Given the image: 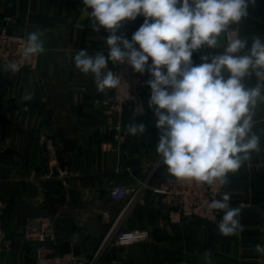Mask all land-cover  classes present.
Wrapping results in <instances>:
<instances>
[{"label":"crops","instance_id":"obj_1","mask_svg":"<svg viewBox=\"0 0 264 264\" xmlns=\"http://www.w3.org/2000/svg\"><path fill=\"white\" fill-rule=\"evenodd\" d=\"M87 11L83 0H0V28L15 35L44 33L36 70L0 69V196L8 202L3 227L11 237L0 264H35L34 248L23 240L21 227L36 215L58 218L57 252L89 260L99 252L98 264H264V255L255 251L258 243L264 246V139L252 160L228 174L222 191L232 207L241 209L239 235L220 234L219 221L170 223L153 191L171 175L156 152L159 132L149 108L150 88L148 114L127 110L124 115L126 126L142 122L147 131L130 134L120 151L104 147L110 137L102 129L100 101L110 91L99 92L94 76L80 72L73 59L81 49L90 55L108 51V30L94 31ZM247 11L234 28L250 47L253 37L264 38V0H255ZM144 19L121 22L117 34L131 41ZM222 51L202 46L193 52V65L202 63L203 55ZM109 68L113 71L114 64L109 62ZM25 95L32 99L22 100ZM254 120L253 131L264 138V102L258 101ZM156 164L161 166L151 175ZM117 184L140 188L136 200L130 202L132 194L111 200ZM136 229L149 231V238L125 246L106 242L117 231ZM207 251L211 256L206 259Z\"/></svg>","mask_w":264,"mask_h":264},{"label":"clouds","instance_id":"obj_2","mask_svg":"<svg viewBox=\"0 0 264 264\" xmlns=\"http://www.w3.org/2000/svg\"><path fill=\"white\" fill-rule=\"evenodd\" d=\"M254 3L83 0L86 11L91 9L87 12L94 31L108 30L104 38L108 51L90 55L81 49L74 55L75 67L94 76L99 92L121 83V76L109 68V62L127 63L137 73H150L149 108L154 110L159 132L156 152L176 180L226 184L228 174L235 173L249 159L250 152L260 150L264 138L253 128L258 101L264 102V38L253 37L249 47V41L234 29L248 15L249 4ZM140 15L145 17L144 22L131 41L117 34L121 22L134 21ZM43 35L42 31L27 34L23 50L26 58L44 52ZM222 40L227 43L222 45ZM205 45L223 51L211 57L203 55L202 63L193 65V52ZM19 70L15 61L4 67L6 72ZM252 78L257 83L248 86L246 81ZM127 131L137 136L147 128L142 122H132ZM229 202L230 196L225 194L207 205L214 216L223 212L218 230L226 237L239 235L244 227L239 219L241 209ZM255 251L264 255V246L258 243ZM204 255L207 259L211 252Z\"/></svg>","mask_w":264,"mask_h":264},{"label":"built area","instance_id":"obj_3","mask_svg":"<svg viewBox=\"0 0 264 264\" xmlns=\"http://www.w3.org/2000/svg\"><path fill=\"white\" fill-rule=\"evenodd\" d=\"M234 29L240 36L239 30ZM26 40V34L15 35L8 32L5 27L0 28V69H4L5 65L11 61H15L20 70L37 69L40 54L26 58L23 54ZM148 63H152L151 58H149ZM113 72L121 76V83L117 88L109 89V96L100 101V109L104 118L103 132L110 137L104 147L106 150L117 149V151H120L127 144L130 137L124 123L126 111L130 110L143 117L148 114L145 96L148 88L147 81L151 76L147 70L144 74L135 72L127 63L114 64ZM253 158L254 151L249 154V160ZM51 166L53 165L51 164ZM160 166V164H156L151 171V175H154ZM226 184L221 185L218 181L211 185L191 180L179 181L169 176L160 179L158 184L154 186L153 191L154 194L161 197L170 223L184 226L187 220L198 219L213 224L219 221L223 212H218L214 216L208 211L207 205L212 200L222 199V191ZM139 193L140 188L117 184L111 188L110 198L119 202L132 194L133 197L130 202L133 203ZM7 209L8 202L0 196L1 256L6 254L11 247L10 234L3 227V218ZM57 219L56 216H31L25 220L21 227L23 240L31 243L34 248L35 264H98L101 256L99 252L89 260L75 253L62 254L56 251L55 244L58 239ZM149 236L147 230H121L109 236L106 242L108 241V243H113L116 246H125L145 241Z\"/></svg>","mask_w":264,"mask_h":264},{"label":"water","instance_id":"obj_4","mask_svg":"<svg viewBox=\"0 0 264 264\" xmlns=\"http://www.w3.org/2000/svg\"><path fill=\"white\" fill-rule=\"evenodd\" d=\"M148 88H150L149 86H148ZM160 197V196H159ZM160 199H161V197H160Z\"/></svg>","mask_w":264,"mask_h":264}]
</instances>
